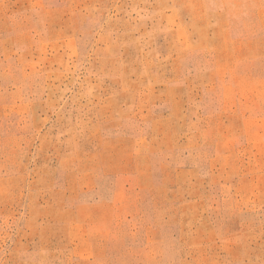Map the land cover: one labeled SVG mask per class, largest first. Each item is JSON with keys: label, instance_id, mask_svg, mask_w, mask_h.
Instances as JSON below:
<instances>
[{"label": "rangeland", "instance_id": "374dc122", "mask_svg": "<svg viewBox=\"0 0 264 264\" xmlns=\"http://www.w3.org/2000/svg\"><path fill=\"white\" fill-rule=\"evenodd\" d=\"M0 264H264V0H0Z\"/></svg>", "mask_w": 264, "mask_h": 264}]
</instances>
